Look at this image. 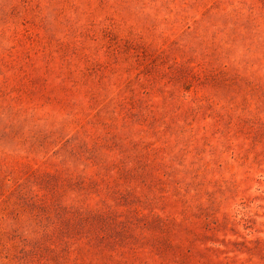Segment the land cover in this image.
<instances>
[{
    "label": "rangeland",
    "instance_id": "374dc122",
    "mask_svg": "<svg viewBox=\"0 0 264 264\" xmlns=\"http://www.w3.org/2000/svg\"><path fill=\"white\" fill-rule=\"evenodd\" d=\"M0 264H264V0H0Z\"/></svg>",
    "mask_w": 264,
    "mask_h": 264
}]
</instances>
